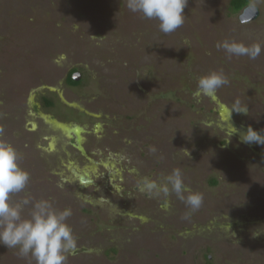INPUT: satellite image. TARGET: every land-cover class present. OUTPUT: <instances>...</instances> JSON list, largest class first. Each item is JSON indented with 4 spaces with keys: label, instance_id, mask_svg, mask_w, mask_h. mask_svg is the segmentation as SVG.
<instances>
[{
    "label": "rangeland",
    "instance_id": "rangeland-1",
    "mask_svg": "<svg viewBox=\"0 0 264 264\" xmlns=\"http://www.w3.org/2000/svg\"><path fill=\"white\" fill-rule=\"evenodd\" d=\"M231 2L187 0L164 34L126 0H0V128L30 173L12 199L71 209L67 264H264V147L231 135L264 133V0H248L260 15L247 23ZM225 39L261 55L229 57ZM211 70L229 83L194 97ZM177 167L204 195L198 210L136 188ZM0 264L35 261L0 245Z\"/></svg>",
    "mask_w": 264,
    "mask_h": 264
},
{
    "label": "clouds",
    "instance_id": "clouds-1",
    "mask_svg": "<svg viewBox=\"0 0 264 264\" xmlns=\"http://www.w3.org/2000/svg\"><path fill=\"white\" fill-rule=\"evenodd\" d=\"M186 4L187 0H126L129 11L148 20H157L159 30L164 34L173 33L184 24ZM217 48H222L229 57L247 56L251 60L262 52L259 43L248 45L236 39H225L217 44ZM228 83L222 70H211L198 77L193 96L213 95ZM232 109L244 115L249 111L239 101ZM232 126L231 135L238 134L241 143L264 147V133L251 125L246 129ZM2 137L3 129L0 128V245L16 249L21 257L31 256L35 264H67L68 256L74 254L77 247L76 237L68 223L71 209L58 208L49 198L34 199L25 195L21 199H12L26 191L30 173L20 166L16 147ZM149 152L156 155L158 149L150 146ZM136 188L149 197L163 198L165 203L175 195L191 211L198 210L204 200L203 193L185 184L178 167L168 174H161L159 179L140 176Z\"/></svg>",
    "mask_w": 264,
    "mask_h": 264
},
{
    "label": "water",
    "instance_id": "water-1",
    "mask_svg": "<svg viewBox=\"0 0 264 264\" xmlns=\"http://www.w3.org/2000/svg\"><path fill=\"white\" fill-rule=\"evenodd\" d=\"M260 15V9L258 6L253 5H247L243 8L242 13L240 14V20L243 23L251 22L256 20ZM82 77V73L77 71L73 74V79L75 81H79ZM80 180L83 183H90L92 182V179L90 180L89 177L81 176Z\"/></svg>",
    "mask_w": 264,
    "mask_h": 264
},
{
    "label": "trees",
    "instance_id": "trees-1",
    "mask_svg": "<svg viewBox=\"0 0 264 264\" xmlns=\"http://www.w3.org/2000/svg\"><path fill=\"white\" fill-rule=\"evenodd\" d=\"M232 6L233 8L238 11L240 9H242L244 6H246V4H248V0H232ZM68 82L71 84H79L81 81H75L72 77V72L69 74L68 77ZM50 103V102H48Z\"/></svg>",
    "mask_w": 264,
    "mask_h": 264
},
{
    "label": "flooded vegetation",
    "instance_id": "flooded-vegetation-1",
    "mask_svg": "<svg viewBox=\"0 0 264 264\" xmlns=\"http://www.w3.org/2000/svg\"><path fill=\"white\" fill-rule=\"evenodd\" d=\"M71 72H72V77H73V74H74L75 72H77V71H76L75 69H73ZM71 72H70V73H71ZM70 73H69V74H70ZM69 74H68V76H67V83H68L69 85H71V86H77V85H79L80 83H82V82H80L79 84H76V85H75V84H71V83H69V82H68ZM82 79H83V78H82ZM82 79H80L79 81H82ZM44 102H45V104L48 105V106H52V105H53L52 102H51L48 98H46V97H44ZM48 102H50V103H48ZM67 106H69V107H71V108H73V109L75 108V106H73V105H67Z\"/></svg>",
    "mask_w": 264,
    "mask_h": 264
},
{
    "label": "crops",
    "instance_id": "crops-1",
    "mask_svg": "<svg viewBox=\"0 0 264 264\" xmlns=\"http://www.w3.org/2000/svg\"><path fill=\"white\" fill-rule=\"evenodd\" d=\"M81 176L90 177L89 175H80V177H81ZM80 181H81V180H80ZM81 182H82V181H81ZM82 183H83V182H82ZM90 183H91V182H90Z\"/></svg>",
    "mask_w": 264,
    "mask_h": 264
},
{
    "label": "bare ground",
    "instance_id": "bare-ground-1",
    "mask_svg": "<svg viewBox=\"0 0 264 264\" xmlns=\"http://www.w3.org/2000/svg\"><path fill=\"white\" fill-rule=\"evenodd\" d=\"M89 179L91 180V178L89 177Z\"/></svg>",
    "mask_w": 264,
    "mask_h": 264
}]
</instances>
